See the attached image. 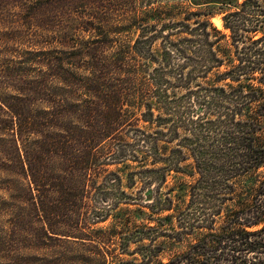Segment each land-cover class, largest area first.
<instances>
[{"label":"trees","instance_id":"16d2710c","mask_svg":"<svg viewBox=\"0 0 264 264\" xmlns=\"http://www.w3.org/2000/svg\"><path fill=\"white\" fill-rule=\"evenodd\" d=\"M105 1L0 0V141L12 143L18 170L29 179L27 191L34 199L31 208L44 235L74 239L96 248L98 242L89 238L88 231L105 222L119 202L128 199L121 189L120 176L106 172L104 167L126 161L145 167L150 159L152 165H168L163 173L195 174L197 179L188 186L187 203L176 218L179 231L167 234L142 228L123 233L120 254L136 244L139 247L134 252L142 263L153 264L160 252L154 246L157 239L181 244L183 237L196 230L188 251L165 264H264V172L259 171L264 168V33L257 39L241 34L258 33L264 23V9L256 0H244L241 10L222 17L237 65L217 78L226 77L219 81L228 80L235 87L229 84L228 91L223 87H188L186 93L175 98L168 92L173 84L166 81V75L173 77L177 87H187L223 65L213 49L219 38L209 41L208 20L193 29L182 23L183 32L197 37L164 42V68L154 76L138 61L154 60L151 47L155 35L134 40L132 36H110L105 33L108 25L94 27L82 22L79 14L67 16L68 4L76 10L84 3H88L86 9L93 2L98 5ZM108 1L111 5L107 14L119 13V28L124 32L135 28L137 16L111 8L122 0ZM233 2L190 3L223 10ZM247 5L254 8L249 13ZM102 7L91 10L92 20L99 18L102 22ZM212 16L208 13L203 17ZM253 17L263 21L257 19L258 25L249 27L246 21ZM86 30L95 33H82ZM238 43L246 46L238 50ZM187 51L192 56L186 55ZM173 56L182 61L176 68L169 64ZM129 64H133V74L143 72L149 88L153 87L140 103L146 109L143 122L156 125L152 134L123 128L129 120L125 108L138 105L128 100ZM186 68L189 71L184 75ZM250 81L258 87L251 86ZM153 109L164 116L154 117ZM180 129L188 135L179 141ZM126 134L133 136V143L123 142ZM173 142H177L176 148L166 157L160 144ZM182 149L192 161L189 175L178 167L189 160ZM151 172L157 171L142 168L138 175ZM141 196L139 191L135 202L141 200L152 214L172 210L168 200L169 205H161L159 197L145 202L147 197ZM114 197L118 199L114 201ZM248 197V209L233 215L215 234L216 218L229 205L245 204ZM109 199H113L111 204L101 205ZM60 218L63 221H57ZM229 225L239 229L230 230ZM255 227L260 228L247 231ZM197 230L207 233L197 240ZM143 241L148 244L139 245Z\"/></svg>","mask_w":264,"mask_h":264},{"label":"rangeland","instance_id":"374dc122","mask_svg":"<svg viewBox=\"0 0 264 264\" xmlns=\"http://www.w3.org/2000/svg\"><path fill=\"white\" fill-rule=\"evenodd\" d=\"M193 1L201 4L214 0H122L118 6H115L117 4L115 2V7H111L113 10H122L131 17L137 16L139 21V23L135 25V28H131L126 32L119 28L121 27L119 13L107 14L108 8L111 5L108 0L98 5L96 3L99 1L93 2V4L91 3L86 9L85 5L88 3L79 5L80 7L76 10H74L73 6L68 4L66 10L67 16L72 17L79 14L82 17V22L87 24L92 23L94 27L100 24L108 25L105 27L109 28V30L105 33L110 34V36H117L120 38L132 36L134 40L136 38L155 35V42L151 47L154 60H151V62L149 60L138 61L140 66L146 65V73H150L154 76L157 70L164 68V42L167 40L177 42L182 38H189L191 35L197 37V34L191 33L190 35L189 32H183L181 28L182 23L189 25L190 29H193L197 23L208 20L210 25L209 30H207L209 33V41L213 42L219 38V42L213 49L217 57L223 59V65L218 68H213L206 77L194 80L187 87H177V83L171 75H166L164 78L166 81L173 84L172 88H168V92L175 98L186 93L188 87L189 89H195L198 86L203 88L223 87L228 91L229 87H231L229 84H232V87H235L236 84L228 80L219 81L226 77H217L233 69L232 67L237 65V60L234 53L235 49L231 44L230 32L224 29L222 17L225 13L227 15L241 10V3L244 0H234L235 2L230 3V7H224L223 10L219 9V7H212L209 9L195 7L190 3ZM256 2L264 9V0H256ZM82 6H84V8H82ZM100 6H103L100 9L101 14H99V16L103 15L100 18L102 22H98L99 18L94 21L91 18V10H96V7ZM253 9L251 5H247L245 10L249 13ZM147 11H150V13ZM195 11L199 13L197 17L195 15H189V13ZM208 13L213 16L210 18L203 17ZM145 14L148 15V17L145 18ZM186 18L190 20L186 22ZM257 19L263 21V18L253 17L250 18L249 21H246V25L249 27L258 25L257 22H255ZM214 21L220 22L222 26L218 28L215 26L216 23ZM260 25L261 28L258 29L256 35L252 33L241 34L244 35L243 37L249 38L254 36V38L257 39L264 33V23ZM149 27H151V29ZM154 27L156 30H154ZM82 33L94 34L95 32L86 30ZM169 35L170 37H168ZM220 35L225 36L221 38ZM244 46L246 45L238 43L235 47H238L239 50ZM186 55L192 56V53L187 51ZM169 64L173 68H176L182 64V61L179 57H174L173 59L171 58ZM132 65L133 64H129L128 68H126L131 73L129 75L131 91H129V96H127L129 101L136 102L138 105L136 107L125 108L129 120L126 122L128 126L125 125L123 128L132 127L145 134H152L153 130L156 129V125L143 122V115L146 109L144 106H140V103L145 101L147 91L150 93L153 87L150 86L149 88V83L143 72H141L139 76L133 74ZM188 71L189 68L183 70L184 75H186ZM157 77L160 76L157 75L156 78ZM250 84L254 88L258 87L254 81H250ZM153 115L154 117L164 116V113L153 109ZM172 119H174V117ZM181 119H183V117H181ZM187 135L188 133L184 129H180L179 141ZM132 139L133 136H129V134H126V136L122 138L123 142L128 144L133 143ZM176 144L177 142L160 144L162 148L161 153L167 157L172 149L176 148ZM182 153L186 158H189V153L186 149H182ZM145 165V167H142L141 164L126 161L125 163L104 167L106 172L116 173L120 176L122 181L121 189L128 196V199H125V202H121L120 200V202L117 201L119 205L115 210L111 211L108 219L105 222L93 226L92 230L88 231L87 234H90L89 238H93L92 240L98 242V245L95 244L96 249L94 244H81L74 239H65V237L47 238L44 235V229L37 223V213L35 209L34 213L32 211V208H34V199L27 191L29 179L28 177H23L22 173L18 170L12 143L0 141V264H113L115 262L118 263V261L131 264H143L141 258L134 252L135 249L139 247L136 244L129 245L126 253L120 254L121 252L118 250L120 236L123 233H130L135 229L142 228L159 229V231L167 234L173 231H179L176 218L187 203L188 186L192 185L197 179L195 174L193 177H188L176 171L163 173L164 171L161 170L168 166L165 163L152 165L151 160L148 159ZM190 165H192V161L189 158L186 162L180 163L178 167L189 175L190 172H192ZM142 168L157 172L138 175ZM259 171L264 172V168ZM134 173H137L136 176ZM139 191H141L142 198L147 197L144 199L145 202L148 200L153 201V199L157 197L160 198L161 205H167V200L170 201L172 210L164 211L160 214H152L150 210L145 208L144 203L140 202L141 200L135 202V200L138 199ZM113 199L115 201L118 197H114ZM112 200L109 199L107 202L101 203V205L107 207L106 205L111 204ZM250 205L251 198L248 197L246 203L243 205L233 204L227 206L223 213L216 218L215 234L220 233L221 227L228 224L233 215L237 212L245 211ZM99 208L102 207L99 206ZM18 217L20 219L19 224ZM61 219L62 218L57 221L61 222ZM229 227L230 230L239 229V227L235 225H229ZM258 228L260 227H255L247 231L256 230ZM40 229H42V232ZM60 231H64L63 228H61ZM205 233H207V230H197V240L200 239L201 234ZM195 234L196 230L191 236L183 237V243L181 244L175 243L170 245V241L166 238L157 239L154 242V246L155 250H160V252L157 258L153 259V264H165L185 254L188 251L189 245L194 243ZM147 244L148 241H143L142 244L139 245L144 246Z\"/></svg>","mask_w":264,"mask_h":264},{"label":"bare ground","instance_id":"6f19581e","mask_svg":"<svg viewBox=\"0 0 264 264\" xmlns=\"http://www.w3.org/2000/svg\"><path fill=\"white\" fill-rule=\"evenodd\" d=\"M215 21H216V20H215ZM215 21H214V22H215ZM218 21H219V20H218ZM214 22H213V23H214ZM215 23H216L215 26H217L218 28H220V27L222 26L220 22H215Z\"/></svg>","mask_w":264,"mask_h":264}]
</instances>
